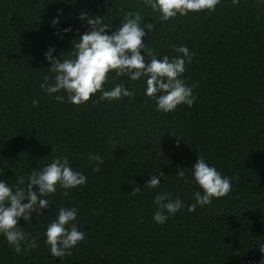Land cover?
Listing matches in <instances>:
<instances>
[{"label": "trees", "instance_id": "1", "mask_svg": "<svg viewBox=\"0 0 264 264\" xmlns=\"http://www.w3.org/2000/svg\"><path fill=\"white\" fill-rule=\"evenodd\" d=\"M129 11L139 12L142 28L155 23L143 42L158 59L180 56L179 46L195 53L180 77L193 88V106L158 112L145 95L144 78L131 81L114 72L103 89L123 84L132 98L100 101L97 92L75 106L63 91L56 94L63 103L47 95L41 84H52L55 74L44 54L53 48L54 58H73L74 45L89 30L81 13L102 16L115 31ZM91 155L104 160L99 172ZM64 156L87 178L85 185L67 196L57 186L30 226L18 221L39 247L24 251L22 245L17 253L0 235V264H261L264 4L220 0L212 12L161 22L143 0H0V181L14 190L22 176L19 186H26L33 169ZM198 156L231 178V190L190 212L195 193H202L192 176ZM180 170L187 183L178 178ZM151 176L160 177L157 188L144 186ZM136 186L141 193L131 195ZM164 192L184 206L160 225L153 220L154 198ZM61 207L77 208L74 223L86 234L65 258L53 257L45 245Z\"/></svg>", "mask_w": 264, "mask_h": 264}, {"label": "clouds", "instance_id": "2", "mask_svg": "<svg viewBox=\"0 0 264 264\" xmlns=\"http://www.w3.org/2000/svg\"><path fill=\"white\" fill-rule=\"evenodd\" d=\"M232 2L236 4L238 0ZM219 3L220 0H143V4L152 12L159 13L161 22H167L177 15L184 17L189 13L212 12ZM260 4H264V0H260ZM79 19L86 21L89 30L81 35L78 43L74 45L73 58L65 55L62 56L63 59L54 58L53 48H49L44 54L45 60L50 64L49 71L55 74L52 84H41L47 95L54 96L57 101L63 103L64 96L56 95L63 91L67 94L68 103L75 106L88 102L97 92L102 93L100 101L111 102L125 97L132 98L134 93L123 84H118L111 90L103 89L109 73L114 72L116 76L127 77L131 81L144 78L145 95L155 100L158 112L171 113L182 104L189 108L193 106L196 100L193 88L187 86L180 77L186 70V63H191L195 53H191L185 46H179L175 51L181 54L180 56L170 59L165 55L158 59L151 49L145 50L144 37L146 33L152 32L156 25L146 23L142 28L140 25L143 18L139 12H127L115 31L103 22L102 16H89L82 12ZM57 24L58 20L53 19L52 26L55 27ZM70 31L71 28L63 29L65 34ZM49 79L52 77H45V81ZM36 103L38 102L33 101L34 105ZM90 159L96 161L93 171L99 172L104 160L99 155H91ZM177 176L185 183L188 182L184 170H180ZM192 176L202 193L201 191L195 193L196 202L189 206L190 212L197 206L210 204L214 198L226 196L231 190V178L223 177L215 167L209 166L203 156H198L192 168ZM86 179L82 173L71 168L68 157L64 156L53 159L39 171L33 169L26 186H19L25 185L22 176L17 179L18 186L14 190L6 182L0 181V235L17 253L22 251V245H25L24 251L39 247L36 238H30L29 234L18 227V221L22 218L30 226L32 214L35 213L39 217L49 207L46 197L55 194L57 186L63 189V195L67 196L68 190L85 185ZM159 184L160 177L151 176L144 186L154 189ZM34 186L38 191L33 190ZM140 193L141 187L136 186L130 194L135 196ZM154 204L157 211L153 215V220L160 225L184 206L178 197L172 200L167 192L156 195ZM77 214L78 210L75 207H61L58 217L48 225L45 245L53 257L71 256L72 249L85 240L86 234L74 223ZM259 249L264 254V245ZM261 264H264V260Z\"/></svg>", "mask_w": 264, "mask_h": 264}]
</instances>
